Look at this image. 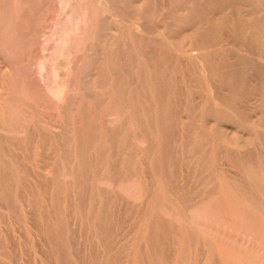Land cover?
Instances as JSON below:
<instances>
[{
  "label": "rangeland",
  "instance_id": "1",
  "mask_svg": "<svg viewBox=\"0 0 264 264\" xmlns=\"http://www.w3.org/2000/svg\"><path fill=\"white\" fill-rule=\"evenodd\" d=\"M0 181V264H264V0H0Z\"/></svg>",
  "mask_w": 264,
  "mask_h": 264
},
{
  "label": "bare ground",
  "instance_id": "2",
  "mask_svg": "<svg viewBox=\"0 0 264 264\" xmlns=\"http://www.w3.org/2000/svg\"><path fill=\"white\" fill-rule=\"evenodd\" d=\"M19 1V0H18ZM63 1V0H62ZM67 1V0H66ZM94 1V0H93ZM109 1V0H108ZM69 2V1H68ZM67 2V3H68ZM113 2V1H112ZM60 3V2H59ZM61 4V3H60ZM109 4V3H108ZM110 4H112V3H110ZM109 4V5H110ZM115 5H117V2H116V4ZM93 6V5H92ZM112 6V5H111ZM61 7V6H60ZM63 7V6H62ZM66 7V6H65ZM67 8H68V5H67ZM80 8V7H79ZM97 9V8H96ZM261 10V9H260ZM63 12V11H62ZM66 12V11H65ZM132 12V11H131ZM62 15V14H61ZM232 15V14H231ZM4 19V18H3ZM78 19V18H77ZM241 20V19H240ZM11 21V20H10ZM8 22V21H7ZM75 23V22H74ZM86 23V22H85ZM6 24V23H5ZM67 24V23H66ZM70 24V23H69ZM5 26V25H4ZM12 27V26H11ZM72 27V26H71ZM65 28H67V27H65ZM70 28V27H69ZM77 28V27H76ZM75 28V29H76ZM79 28V27H78ZM77 28V29H78ZM76 29V30H77ZM110 29V28H109ZM3 30V29H2ZM64 30V29H63ZM59 31V30H58ZM12 32V31H11ZM70 32V31H69ZM73 32V31H72ZM71 32V33H72ZM243 32V31H242ZM252 32V31H251ZM255 32V31H254ZM55 33V32H54ZM70 33V34H71ZM74 33H76L75 31H74ZM8 35V34H7ZM74 35V34H73ZM208 35H210L209 33H208ZM241 36V35H240ZM212 37V36H211ZM70 38V37H69ZM213 38V37H212ZM71 39V38H70ZM71 41V40H70ZM203 41V40H202ZM217 41V40H216ZM75 42V41H74ZM261 42V41H260ZM68 43V42H67ZM54 44V43H53ZM56 44V43H55ZM64 44V43H63ZM78 44V43H77ZM208 44V43H207ZM44 45V44H43ZM210 45H211V42H210ZM79 46V45H78ZM97 47V46H96ZM58 48V47H57ZM66 48V47H65ZM68 48V47H67ZM76 48V47H75ZM65 50V49H64ZM69 53H71V51L69 52ZM57 54V53H56ZM52 55V54H51ZM48 58V57H47ZM42 59V58H41ZM4 60V59H3ZM181 60V59H180ZM47 62V61H46ZM42 63V62H41ZM44 63V62H43ZM19 64V63H18ZM52 65H53V63H52ZM37 68V67H36ZM69 68H71V67H69ZM5 69V68H4ZM40 71V70H39ZM41 77V76H40ZM50 79V78H49ZM12 87V86H11ZM156 88V87H155ZM11 89H13V88H11ZM9 90V89H8ZM43 90V89H42ZM161 93V92H160ZM5 94V93H4ZM81 94V93H80ZM157 94H159V93H157ZM197 94V93H196ZM4 96V95H3ZM159 97V96H158ZM217 98V97H216ZM219 98V97H218ZM53 99V98H52ZM112 102H113V100H112ZM115 103V102H114ZM120 105V104H119ZM226 105V104H225ZM5 107V106H4ZM16 112V111H15ZM12 113V112H11ZM13 116V115H12ZM1 117H2V115H1ZM6 118V117H5ZM9 119V118H8ZM22 119V118H21ZM79 121V120H78ZM108 122V121H107ZM80 125V124H79ZM65 128H67V127H65ZM20 129V128H19ZM67 129H69V128H67ZM99 129V128H98ZM19 132H20V130H19ZM70 133V132H69ZM163 133V132H162ZM111 137V136H110ZM10 138V137H9ZM12 138V137H11ZM167 138V137H166ZM186 138V137H185ZM199 140V139H198ZM10 141V140H9ZM23 142V141H22ZM10 145V144H9ZM233 145V144H232ZM31 146V145H30ZM237 146V145H236ZM15 147V146H14ZM126 147H127V145H126ZM11 148V147H10ZM9 149V148H8ZM72 149V148H71ZM65 150V149H64ZM22 151V150H21ZM161 151V150H160ZM64 155V154H63ZM72 155V154H71ZM164 157V156H163ZM37 159V158H36ZM20 161V160H19ZM163 161V163H164V160H162ZM162 164V163H161ZM165 164V163H164ZM202 165V164H201ZM23 166V165H22ZM17 173V172H16ZM74 176V175H73ZM29 179V178H28ZM3 180V179H2ZM71 180V179H70ZM76 181V180H75ZM1 182V181H0ZM210 184V183H209ZM17 186V185H16ZM70 186V185H69ZM70 188V187H69ZM34 198V197H33ZM206 198V197H205ZM19 199V198H18ZM17 201V200H16ZM10 206V205H9ZM80 207V206H79ZM202 207V206H201ZM85 209V208H84ZM83 211V210H82ZM208 211V210H207ZM210 212V211H209ZM94 213V212H93ZM15 215V214H14ZM63 218V217H62ZM212 218V217H211ZM6 225V224H5ZM241 231V230H240Z\"/></svg>",
  "mask_w": 264,
  "mask_h": 264
}]
</instances>
